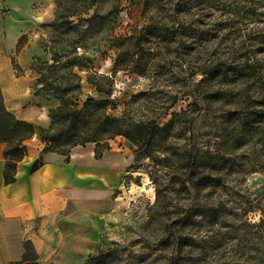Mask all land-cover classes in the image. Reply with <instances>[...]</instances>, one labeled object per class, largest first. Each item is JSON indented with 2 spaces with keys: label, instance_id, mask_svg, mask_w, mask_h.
<instances>
[{
  "label": "rangeland",
  "instance_id": "374dc122",
  "mask_svg": "<svg viewBox=\"0 0 264 264\" xmlns=\"http://www.w3.org/2000/svg\"><path fill=\"white\" fill-rule=\"evenodd\" d=\"M259 1L256 16L233 0H94L87 13L58 16L55 0H0V47L34 94L66 103L54 129L90 97L107 105L89 112L124 127L173 120L152 152L136 153L122 134L100 159L95 142L72 147L95 181L46 220L39 264H264V139L239 124L264 84L232 68L258 59L264 74ZM209 207L222 214L203 216Z\"/></svg>",
  "mask_w": 264,
  "mask_h": 264
},
{
  "label": "crops",
  "instance_id": "0c3cea01",
  "mask_svg": "<svg viewBox=\"0 0 264 264\" xmlns=\"http://www.w3.org/2000/svg\"><path fill=\"white\" fill-rule=\"evenodd\" d=\"M32 83L31 76L18 73L10 49L0 47V87L4 103L17 118L35 124L33 137L25 140L27 154L18 162L16 180L11 183H5L6 144L0 142V264L22 259L27 239L38 248L46 220L65 209L76 195L79 183L95 181L87 167L78 169L71 155L65 161L57 152L43 151L40 132L42 127L50 125V109L56 105L34 94ZM39 157L43 164L33 171L32 166ZM94 158L100 159L95 157V151ZM96 181L109 185L104 178Z\"/></svg>",
  "mask_w": 264,
  "mask_h": 264
},
{
  "label": "trees",
  "instance_id": "16d2710c",
  "mask_svg": "<svg viewBox=\"0 0 264 264\" xmlns=\"http://www.w3.org/2000/svg\"><path fill=\"white\" fill-rule=\"evenodd\" d=\"M58 10V16L63 15H81L87 13L93 6L94 0H55ZM234 8L237 13H248L257 15V4L259 0H249V3H244L243 0H233ZM260 43L258 47L264 52V30L253 32ZM144 32L140 33L137 44H140ZM123 53H119L115 63L114 70L122 68L121 58ZM261 64L258 59L253 61L245 60L238 61L232 66L240 73L250 76L255 82H260L259 85L264 84L263 73L257 70V66ZM230 68V67H229ZM248 68V69H247ZM217 70V68H216ZM223 70V68H218ZM264 75V74H263ZM90 103L107 105V100H95L90 97L85 102L84 109H68L64 113L69 116V122L65 127L54 129L57 118L60 113L65 110L66 103L60 102L57 107L50 109L51 123L47 127H42L40 138L44 143L43 151L57 152L64 156L65 161L70 160L72 147L78 144H85L86 142H95V157L101 158L104 152L110 149L109 139L117 134H122L128 139L136 140L139 145L135 152H152L155 150L156 142L161 138L163 131H165L172 124V119L164 125H159L153 121L137 122L130 124V127H124L123 121L120 117L103 113L99 117L94 116V111L89 112L91 108ZM246 107L249 108L242 118L239 119L240 128L244 131L243 135H253L255 132L261 134L264 139V94L247 95L245 99ZM89 125V132L86 135H81L80 129L87 123ZM35 132V124L31 121L17 118L11 111H9L4 103L3 94L0 87V142L6 144L4 155L6 158L4 168L5 183H11L16 180L17 164L27 154V146L25 140L33 137ZM191 163V162H190ZM43 164L41 157L37 158L32 166V170H36ZM211 177V176H210ZM203 216L210 214L212 219L218 218L222 212L218 208L209 207L204 208ZM192 239V238H191ZM180 243H187L189 237H180ZM24 253L22 259L9 261L3 264H39L38 255L35 251L34 244L27 239L24 242ZM92 255L90 259L94 258Z\"/></svg>",
  "mask_w": 264,
  "mask_h": 264
}]
</instances>
